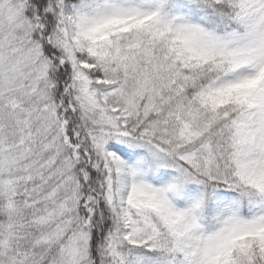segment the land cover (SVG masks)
<instances>
[{
	"label": "snow or ice",
	"instance_id": "snow-or-ice-1",
	"mask_svg": "<svg viewBox=\"0 0 264 264\" xmlns=\"http://www.w3.org/2000/svg\"><path fill=\"white\" fill-rule=\"evenodd\" d=\"M0 264H264V0H0Z\"/></svg>",
	"mask_w": 264,
	"mask_h": 264
}]
</instances>
